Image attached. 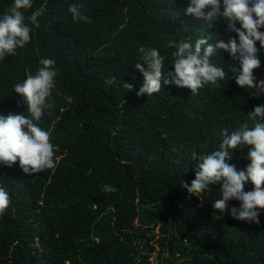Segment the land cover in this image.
<instances>
[{
	"label": "trees",
	"instance_id": "trees-1",
	"mask_svg": "<svg viewBox=\"0 0 264 264\" xmlns=\"http://www.w3.org/2000/svg\"><path fill=\"white\" fill-rule=\"evenodd\" d=\"M71 3L83 5L88 22L71 19ZM10 4L0 0V13ZM186 6L187 0H32L23 10L27 17L45 9L39 26L29 25L30 40L0 60V114L27 115L12 86L35 74L40 58L55 60L39 124L50 131L56 166L25 174L18 161L0 164V187L9 195L0 214V264H153L150 240L160 264H264V209L259 224L249 225L228 214L238 201L223 214L212 208L219 184L202 201L180 184L194 178L192 154L214 150L222 129L234 130L264 97L230 79L233 61L223 50L210 57L225 71L216 85L192 95L161 82L159 92L135 95L141 45L157 48L171 70L169 42L235 35L223 19L186 16ZM258 54L253 74L261 79L264 53ZM246 151L233 150L229 163L242 169Z\"/></svg>",
	"mask_w": 264,
	"mask_h": 264
},
{
	"label": "clouds",
	"instance_id": "clouds-1",
	"mask_svg": "<svg viewBox=\"0 0 264 264\" xmlns=\"http://www.w3.org/2000/svg\"><path fill=\"white\" fill-rule=\"evenodd\" d=\"M32 0H11L10 6L0 13V60L14 54L30 40L31 28L38 27V16L45 9L33 11L27 17L23 10L30 8ZM67 11L74 22H88L83 5L71 3ZM184 14L193 18H202L204 22L223 19L225 31L234 33L227 38L208 42V36L191 37L169 42L174 49L171 52V70L164 69V57L155 47L141 45L138 60L134 68L142 75V83L135 91L136 97L151 96L161 90V82L177 87H186L195 95L204 85H216L225 79V71L210 62L223 50L233 61L231 77L235 84L251 95L264 97V78L257 79L253 69L259 67L258 53H264V0H187ZM27 20V22H26ZM257 42L259 47L257 46ZM238 64V68L237 65ZM55 60L42 57L38 61L35 74H27L22 81L15 83L12 90L19 95L24 104L22 113L0 114V164L18 166L25 174H35L46 169L54 170V146L49 140L50 131L43 129L39 121L48 108L46 98L54 87L56 76ZM113 78L105 80L106 85ZM124 88L133 89V84L125 83ZM71 101V97H65ZM247 119L234 130L222 129V139L218 146L199 155L192 154L195 160L194 178L184 180L181 187L188 194L202 201L210 186L219 184L216 191L219 198L212 201V208L224 213L228 202H239L238 207L228 208L232 219L246 224H259V214L264 209V101L255 105L246 113ZM246 149L247 164L238 169L229 163L233 150ZM251 189L245 191L246 184ZM105 192L116 191L112 185H103ZM9 205V195L0 187V214Z\"/></svg>",
	"mask_w": 264,
	"mask_h": 264
},
{
	"label": "rangeland",
	"instance_id": "rangeland-1",
	"mask_svg": "<svg viewBox=\"0 0 264 264\" xmlns=\"http://www.w3.org/2000/svg\"><path fill=\"white\" fill-rule=\"evenodd\" d=\"M158 226H159V224H157V225H155L154 227H153V229H152V232L155 234V238H157L158 237V233H159V231H158ZM150 244H153L154 246H155V251L151 254V256H150V262L151 263H153V264H160V262L159 261H157L156 260V252H157V250H158V244L157 243H155L154 242V240H150Z\"/></svg>",
	"mask_w": 264,
	"mask_h": 264
}]
</instances>
